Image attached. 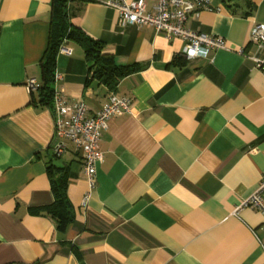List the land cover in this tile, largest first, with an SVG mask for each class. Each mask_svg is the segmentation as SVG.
<instances>
[{
	"label": "crops",
	"instance_id": "crops-1",
	"mask_svg": "<svg viewBox=\"0 0 264 264\" xmlns=\"http://www.w3.org/2000/svg\"><path fill=\"white\" fill-rule=\"evenodd\" d=\"M108 1L70 0L71 22L117 65L141 68L110 90L80 45L56 58L54 87L88 116L112 92L132 99L102 132L83 206L82 160L68 140L54 155V109L32 104L27 87L40 80L52 0H0V264H264V213L234 214L264 177V72L240 53L255 50L248 32L264 23V0H210L190 13L187 28L228 44L193 59L181 39L121 24ZM48 163L67 176L73 219L63 228L45 213Z\"/></svg>",
	"mask_w": 264,
	"mask_h": 264
},
{
	"label": "built area",
	"instance_id": "built-area-1",
	"mask_svg": "<svg viewBox=\"0 0 264 264\" xmlns=\"http://www.w3.org/2000/svg\"><path fill=\"white\" fill-rule=\"evenodd\" d=\"M107 4L115 8L120 17V23L136 26L149 25L169 39H181L185 46L183 53L186 58L208 57L212 51L228 48L227 41L219 36L191 30L186 27L190 13L201 9H210V0H155L152 11H147L145 0H109ZM247 43L255 47L254 51L241 50L240 53L250 59L255 68L264 72V23L255 22L248 32ZM71 48L64 39L58 54L70 55ZM61 75L55 71V82ZM30 91H35L38 82L35 78L27 81ZM54 136L56 142L53 152L56 156L65 149L64 140L70 141L76 153L82 160L83 172L86 176L87 190L82 197L84 206L96 186V166L103 160L99 141L102 132L107 128L108 120L115 116L130 113L132 99L119 96L112 92L108 101L91 116L87 115L84 101L68 102L61 91L54 89ZM252 206L264 213V177L258 188L234 210V214L243 206Z\"/></svg>",
	"mask_w": 264,
	"mask_h": 264
},
{
	"label": "trees",
	"instance_id": "trees-1",
	"mask_svg": "<svg viewBox=\"0 0 264 264\" xmlns=\"http://www.w3.org/2000/svg\"><path fill=\"white\" fill-rule=\"evenodd\" d=\"M69 1L52 0L48 44L39 63L40 80L36 90L31 91L30 102L34 105L53 107L56 58L59 47L64 39L67 42L78 44L83 48L85 59L90 62L89 73L92 77L100 80L110 90H115L118 81L122 77L141 68L138 64L129 66L117 65L110 57L105 55L103 53L104 45L101 40L89 36L79 26L71 22L68 6ZM247 4L250 7L253 6L251 0H247ZM248 13H251V11ZM34 92L36 95H34ZM54 167L55 165L53 163H48L47 165V170L51 173V187L55 200L46 209L45 213L57 221L59 226L63 228L73 219V214L66 191V172L57 173Z\"/></svg>",
	"mask_w": 264,
	"mask_h": 264
}]
</instances>
